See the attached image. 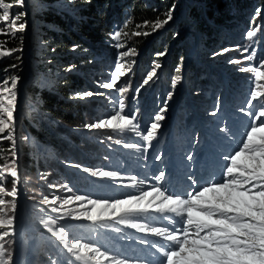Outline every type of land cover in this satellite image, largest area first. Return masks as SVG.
I'll use <instances>...</instances> for the list:
<instances>
[{"label":"rangeland","instance_id":"1","mask_svg":"<svg viewBox=\"0 0 264 264\" xmlns=\"http://www.w3.org/2000/svg\"><path fill=\"white\" fill-rule=\"evenodd\" d=\"M72 1L56 0L52 6L69 12L75 9ZM144 1L149 3L148 0ZM251 2L252 10L246 17L247 24L239 23L233 14L231 20L224 22V27H220L213 45L207 44L205 38H201L206 34L196 30L199 29L196 26L198 20H189L183 14L178 17V4L168 7V11L172 9L173 16L168 24L156 30L152 27L154 23L149 25L153 32L148 36L152 37L157 33L159 35L155 38L158 39L157 50L152 53L147 49L134 50L133 42L127 40L123 34L129 22L128 7L123 8L120 22L112 25L108 39L97 43L95 50L79 44L69 46L63 43L59 48L55 43V48L46 54L43 52L45 46H42L41 41L35 39L29 43L27 36L31 29L37 27L32 16L44 9V2L25 0L23 8H18V11L11 10L13 13H26L22 22L27 25L23 33L27 36V41L19 51L21 62L13 70L0 73V81L10 76L19 77L16 90L17 110L14 117L17 120L16 152L19 172L15 224L19 222L20 229L17 235L6 237V247L10 246L14 264H51V260L68 264L71 259L61 242L42 226V220L55 218L57 215L41 203L45 196L51 198L83 194L90 198L111 201L150 190L158 183L154 177L160 172L165 173L162 187L169 192L173 189L175 194L183 196L200 185L219 182L222 179V172L228 163L225 157L241 146L244 133L251 124L252 117L247 113L255 112L264 106L262 99L253 102L254 108L247 107L250 92L255 88V74L252 71H240L242 67L256 68L264 62V20H261L264 7H261L258 0ZM257 11L260 12L259 16L255 15ZM166 13L161 12L159 15L165 17ZM175 16L182 23L178 24ZM256 25L260 26V31L250 40L246 33ZM117 31L121 32L119 40L114 38ZM16 36L20 38L22 34L17 33ZM141 36L144 37V34ZM118 44H123L124 47H117ZM56 49L58 51H55ZM174 49H177L175 54ZM225 49L227 51H224ZM61 50L63 52H60ZM132 50L135 55L126 56L121 60V53ZM160 53L164 55H159ZM252 53L255 54L254 58L248 59ZM70 54L72 60L64 64L66 62L61 57ZM143 54L146 64L139 68L136 59ZM80 56H83L86 62L80 61L82 63L74 65L76 59H81ZM233 60L237 63L230 62ZM117 63L124 64L123 71L126 75L118 79L113 89L101 87L102 84L110 82ZM156 63L161 65L156 69L157 75L148 84H144L147 73ZM37 64H42L43 73L36 70ZM194 68L198 69L193 70ZM190 69L193 70L192 73H189ZM195 72L197 73L194 74ZM68 73H80L81 78H77L80 86L69 99L90 103L88 112H83L81 126L71 127L72 132L80 136L79 144H74L77 151L67 150L68 144L65 140L68 138L65 133L60 134L55 129L57 126L51 123L49 114L36 108L27 95V88L33 83H38L43 89L47 86L53 87L61 84L60 75ZM188 79L194 81L191 87L187 84ZM118 89L126 91L120 92ZM85 92H91L93 95L81 99L80 95ZM121 100L125 104V113L136 116L135 123L142 134H146L155 115L162 114L165 117L159 122L161 127L157 138L146 151L142 135L111 129L89 130L86 127L108 118L118 109ZM213 112L216 115L213 116ZM30 123L34 124L35 130L43 131L46 136L60 139L59 144L65 141L58 156H55L49 145L35 138L29 131ZM221 128L224 131H220ZM49 130L56 135L51 134ZM23 136L28 139H19ZM125 144H136L139 147L127 148ZM9 147V141L0 142V165L7 162L6 158L11 159ZM188 155L193 159L188 160ZM27 158L36 159L38 164L32 174H25L26 170L23 168ZM83 168L111 171L117 176L93 177L90 173L83 172ZM5 174V187L10 190L13 186L12 178ZM131 177H136V186L123 187V184L131 182ZM193 180L197 183L193 184ZM140 181L143 183H139ZM63 184H67L73 191L69 193L62 188L58 191L49 186ZM5 199L10 201L11 197ZM68 207L78 208V205ZM130 219L139 223L146 222L150 227L171 226V221L162 219L158 214L133 216ZM106 224L107 226L94 225L89 221L64 219L60 220L57 226L68 230L69 239L95 243L109 255L127 259L130 264H160L161 254L152 248L151 244H163L162 238L138 232L114 221ZM2 231L0 229V232ZM103 264H109V261H104Z\"/></svg>","mask_w":264,"mask_h":264},{"label":"snow or ice","instance_id":"2","mask_svg":"<svg viewBox=\"0 0 264 264\" xmlns=\"http://www.w3.org/2000/svg\"><path fill=\"white\" fill-rule=\"evenodd\" d=\"M24 6L25 0H0V35L7 36L9 41L17 39L16 34L24 33L26 30V22H22V17L26 13L11 11L13 8ZM255 15L259 16L260 12L257 11ZM172 19V9H170L164 19L155 21L152 25L153 30L162 28ZM259 31L260 26L256 25L254 29L248 30L246 35L251 40ZM140 34L132 33V35ZM144 34L147 35V33ZM120 36L119 31L114 34L116 40H119ZM19 39L22 41L23 38ZM117 47H124V45L118 44ZM0 49H3L2 44ZM21 50L20 48L0 50V57L10 56L13 52ZM129 55H135V51L123 52L120 58L122 60ZM254 55L252 53L248 59L254 58ZM230 62L237 63L235 60ZM160 67L161 65L156 63L147 73L143 83L148 84L157 75L156 69ZM123 69L124 64L117 63L110 82L102 84L101 87L113 89L118 79L126 75ZM240 71H252L255 74V88L250 92V98L247 101V107L252 109L255 107L253 102L264 99V83H261L264 81V62L256 68L242 67ZM18 80L19 77L10 76L0 81V142L9 141L8 151L11 153V159L6 158L7 162L0 165V229L3 230L0 232V264H14L10 246L6 247V237L15 235L18 197L19 172L16 152L18 138L17 120L14 117L17 110ZM118 90L126 91V89ZM92 95L91 92H85L80 95V98ZM212 115L216 113L213 112ZM247 115L252 117L251 124L244 133L241 146L234 150L233 154L225 157L228 163L219 182L205 183L181 196L162 187L165 173L160 172L154 177L158 183L150 190L111 201L94 199L83 194L51 198L45 196L41 203L48 206L51 213L57 215L55 218L49 217L42 220V226L61 242L63 249L71 258L68 264H77V262L92 264L93 261L95 264H103L104 261H109V264H130V262L127 259L109 255L95 243L85 242L82 239H69L68 230L63 226H57L58 222L64 219L89 221L94 225L103 226H107L106 222L114 221L116 224L131 227L138 232L162 238L163 244H151V247L161 254L160 264H264V119H262L264 106L255 112H248ZM164 118L162 114L155 115L146 134H142L138 124L135 123L136 116L125 113V104L121 100L118 109L108 118L98 120L86 127L89 130L111 129L142 135L146 151L152 146V141L157 138L161 127L159 122ZM220 131L224 129L221 128ZM19 139L27 140L28 137L23 136ZM124 146L139 147L136 144ZM187 159L192 160L193 157L188 155ZM74 167L78 166L74 165ZM82 171L98 178H116L117 176L115 172L99 169L83 168ZM5 173L12 178L13 186L10 190L5 187L4 182L7 178ZM130 180V183L122 186L135 187L138 183L136 177H131ZM192 183L196 184L197 181L193 180ZM49 186L58 191L61 188L69 193L73 191L67 184ZM5 197H11V200H6ZM73 204L78 205V208L68 207ZM150 213L170 220L171 226L150 227L146 222L139 223L130 219L133 216ZM142 243L148 242L142 241ZM51 264H60V262L51 260Z\"/></svg>","mask_w":264,"mask_h":264},{"label":"trees","instance_id":"3","mask_svg":"<svg viewBox=\"0 0 264 264\" xmlns=\"http://www.w3.org/2000/svg\"><path fill=\"white\" fill-rule=\"evenodd\" d=\"M44 2V9L40 12H36L32 19L36 21L37 27L31 29L28 33V42L32 43L35 39L43 43L45 46L43 52L51 51L55 48V43L59 46L63 44L81 45L89 47L90 49L97 48L96 44L102 39H108L112 25L119 23L121 20V12L123 8L129 9V22L123 30L127 40L133 42L134 50H148L149 53L157 50L158 33L148 36L153 30L149 28L150 24L155 23L156 20L165 17H161V12H168V7L174 4H178L176 7V15L181 17L185 15L187 19L198 20L196 26L202 32L206 34L205 40L207 44H214L215 37L219 35L220 27H224V22L230 21L231 16L238 20L239 23L247 24L246 17L249 15L251 9V0H148L150 3H145L144 0H73L72 5L74 10L67 11L52 6L56 0H42ZM261 7H264V0H258ZM18 11V8H13ZM175 16V20L178 24L182 21ZM261 20H264V14ZM145 22H148L145 24ZM195 26V27H196ZM201 28V29H200ZM134 32L144 34V37L140 35H132ZM22 34V41L17 37L9 41V38L5 35H0V44L3 45V49L22 48L25 46L27 36ZM148 37L149 42L146 41ZM232 38V37H231ZM146 41V42H145ZM225 41H222V43ZM68 46V48H69ZM55 51H58L57 49ZM60 52H63L61 50ZM177 49L173 50L175 54ZM145 53V51H144ZM138 54V53H137ZM63 55V54H61ZM72 55L63 56L64 64L72 60ZM81 59H76L74 65L84 62L86 59L80 56ZM84 59V60H82ZM82 61V62H80ZM139 68L143 66L146 61L145 54L136 59ZM21 62L20 52H13L12 55L2 57L0 60V73L6 70H13L16 65ZM79 62V63H78ZM86 62V61H85ZM15 65V67H12ZM36 70L43 73L44 68L42 64L35 66ZM198 68H194L196 70ZM190 69L189 73L193 72ZM195 72L194 74H196ZM80 74V73H79ZM79 74L68 73L60 75V85H53V87L42 88L38 83H33L27 88V95L29 101L41 109L45 113L49 114L52 118L53 124L56 130L60 134L65 133L68 146L67 150L74 149L77 151L74 144H79L80 136L72 132V128L80 127L83 123V112L89 110L90 103L84 101L70 100V96L73 95L79 88L80 83L77 80L81 79ZM195 77V76H194ZM81 81V80H80ZM188 86H192L194 81L188 79ZM199 84H201L199 82ZM56 87V88H55ZM55 88V89H54ZM33 121V120H32ZM34 124L28 125L29 131L34 134L35 138L50 146L55 156L61 153L63 150V143L59 144L60 139L56 137H48L43 131L35 130ZM72 127V128H71ZM51 131V130H49ZM51 134H55L54 132ZM56 135V134H55ZM37 159V157H36ZM36 159L27 158L23 164V168L26 170L25 174H32L37 168L38 164ZM37 165V166H36Z\"/></svg>","mask_w":264,"mask_h":264},{"label":"bare ground","instance_id":"4","mask_svg":"<svg viewBox=\"0 0 264 264\" xmlns=\"http://www.w3.org/2000/svg\"><path fill=\"white\" fill-rule=\"evenodd\" d=\"M204 173L206 174V171H204ZM212 183V182H211ZM190 190V189H189ZM188 190V191H189ZM170 192H172V193H176L173 189L170 191ZM170 221V220H169ZM19 229H20V223L19 222H17L16 224H15V235H17L18 233H17V231H19Z\"/></svg>","mask_w":264,"mask_h":264}]
</instances>
